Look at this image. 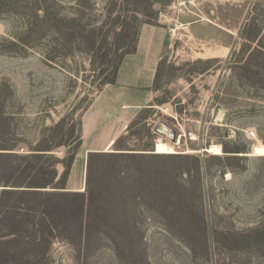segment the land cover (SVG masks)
I'll use <instances>...</instances> for the list:
<instances>
[{
    "label": "rangeland",
    "instance_id": "rangeland-1",
    "mask_svg": "<svg viewBox=\"0 0 264 264\" xmlns=\"http://www.w3.org/2000/svg\"><path fill=\"white\" fill-rule=\"evenodd\" d=\"M10 1L0 264H264V0ZM43 42L75 47L55 62ZM120 73L152 81L147 104L124 107Z\"/></svg>",
    "mask_w": 264,
    "mask_h": 264
},
{
    "label": "trees",
    "instance_id": "trees-1",
    "mask_svg": "<svg viewBox=\"0 0 264 264\" xmlns=\"http://www.w3.org/2000/svg\"><path fill=\"white\" fill-rule=\"evenodd\" d=\"M7 1V3H10V0H5ZM43 0H36L34 3L36 4V8L37 9H45L44 6H41ZM46 1V0H44ZM51 8V6L48 7V10ZM46 10V9H45ZM46 10V12L48 11ZM13 45H17V44H13ZM42 47L41 51L45 56H49L50 60H53L55 62H58L59 59V54H62L63 58L69 59L68 55L71 54V51L74 50L75 46H72L70 44H65V45H58V44H54L53 46L51 44H49L48 42H43L41 45L39 44H35L33 46H30L31 48H35V47ZM47 52H45V50ZM72 72V71H71ZM106 77V76H105ZM69 144L68 146H74L78 143L79 138H77V136L72 135L68 138ZM38 155V154H37ZM0 156H6L8 158L13 157V154L9 153V152H0ZM17 158H20V156L14 155ZM35 157V156H33ZM39 156H36L35 158H38ZM74 160V157H72V161ZM57 164L58 161L55 159L54 163L52 164L50 170L48 171H44L41 167V178L38 179V182L36 183L37 185H33L31 187H42V188H47L49 187L51 184H54V182L56 181V178L58 177L59 174V170L57 168ZM89 164H90V160H89ZM34 166H29L30 168H33ZM28 169V167L26 168ZM35 174H38L37 172H35ZM62 174L68 175L69 174V166H67L65 168V170L62 172ZM61 174V175H62ZM36 176V175H35ZM59 179V178H58ZM59 188H62V190H59L58 192L54 193V195H58L60 197V199H73L74 202L72 201V203L70 204L72 207L77 208L81 207L83 204H85V199L84 198V194L82 192L79 191H71L69 190V188H67L66 186H61ZM32 191H40V190H32ZM83 199V201H79ZM82 203V205H81ZM84 211V208H83Z\"/></svg>",
    "mask_w": 264,
    "mask_h": 264
},
{
    "label": "crops",
    "instance_id": "crops-1",
    "mask_svg": "<svg viewBox=\"0 0 264 264\" xmlns=\"http://www.w3.org/2000/svg\"><path fill=\"white\" fill-rule=\"evenodd\" d=\"M122 76V79H121ZM118 83L120 84H116L121 86V88L125 89V95L126 97H124L123 99L125 100V103L123 104L124 107H139V106H144L145 104H147L150 101V90L147 89H142L144 87H148L152 85V81L150 82H141V81H132V80H128L125 81L124 78V74L120 73L119 74V81ZM111 141V139H109V141L107 142V144Z\"/></svg>",
    "mask_w": 264,
    "mask_h": 264
},
{
    "label": "bare ground",
    "instance_id": "bare-ground-1",
    "mask_svg": "<svg viewBox=\"0 0 264 264\" xmlns=\"http://www.w3.org/2000/svg\"><path fill=\"white\" fill-rule=\"evenodd\" d=\"M161 130H162V133H161L162 135L171 137L172 130L167 125L162 124ZM205 150L212 155H222L224 153V150L220 145H213L212 144L211 146H208L207 148H205ZM174 151H175L174 147L171 144L165 142L162 139H159L157 141V143H156V152L157 153H172ZM251 154L255 155V156L264 155V144L255 146L253 153H251Z\"/></svg>",
    "mask_w": 264,
    "mask_h": 264
},
{
    "label": "water",
    "instance_id": "water-1",
    "mask_svg": "<svg viewBox=\"0 0 264 264\" xmlns=\"http://www.w3.org/2000/svg\"><path fill=\"white\" fill-rule=\"evenodd\" d=\"M162 124H163V123H159V124L156 126V128H155L156 132L162 133V130H161V126H162Z\"/></svg>",
    "mask_w": 264,
    "mask_h": 264
}]
</instances>
